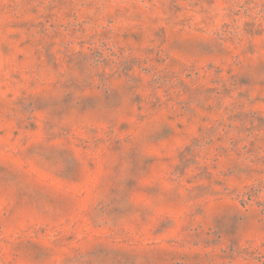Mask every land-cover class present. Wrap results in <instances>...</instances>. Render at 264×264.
<instances>
[{"label":"rangeland","instance_id":"rangeland-1","mask_svg":"<svg viewBox=\"0 0 264 264\" xmlns=\"http://www.w3.org/2000/svg\"><path fill=\"white\" fill-rule=\"evenodd\" d=\"M0 264H264V0H0Z\"/></svg>","mask_w":264,"mask_h":264},{"label":"trees","instance_id":"trees-1","mask_svg":"<svg viewBox=\"0 0 264 264\" xmlns=\"http://www.w3.org/2000/svg\"><path fill=\"white\" fill-rule=\"evenodd\" d=\"M244 202H245V200H244Z\"/></svg>","mask_w":264,"mask_h":264}]
</instances>
